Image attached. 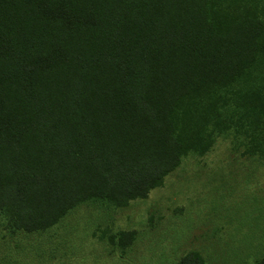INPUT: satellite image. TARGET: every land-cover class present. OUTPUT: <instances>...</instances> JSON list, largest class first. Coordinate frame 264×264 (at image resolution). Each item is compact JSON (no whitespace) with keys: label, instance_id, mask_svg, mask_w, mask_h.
<instances>
[{"label":"trees","instance_id":"16d2710c","mask_svg":"<svg viewBox=\"0 0 264 264\" xmlns=\"http://www.w3.org/2000/svg\"><path fill=\"white\" fill-rule=\"evenodd\" d=\"M219 136L264 166V0H0L4 228L124 207Z\"/></svg>","mask_w":264,"mask_h":264},{"label":"rangeland","instance_id":"374dc122","mask_svg":"<svg viewBox=\"0 0 264 264\" xmlns=\"http://www.w3.org/2000/svg\"><path fill=\"white\" fill-rule=\"evenodd\" d=\"M232 143L183 156L124 207L83 203L36 232L0 219V264H175L189 250L205 264H252L264 256V166ZM120 231L135 234L124 252L109 241Z\"/></svg>","mask_w":264,"mask_h":264}]
</instances>
